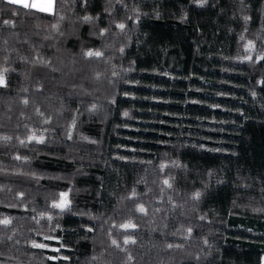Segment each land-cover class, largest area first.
<instances>
[{
    "label": "trees",
    "instance_id": "16d2710c",
    "mask_svg": "<svg viewBox=\"0 0 264 264\" xmlns=\"http://www.w3.org/2000/svg\"><path fill=\"white\" fill-rule=\"evenodd\" d=\"M0 74V264H262L264 0H0Z\"/></svg>",
    "mask_w": 264,
    "mask_h": 264
},
{
    "label": "snow or ice",
    "instance_id": "6c2138e0",
    "mask_svg": "<svg viewBox=\"0 0 264 264\" xmlns=\"http://www.w3.org/2000/svg\"><path fill=\"white\" fill-rule=\"evenodd\" d=\"M8 3H12V4H22L24 8H28V9H38L41 12H46V11H50L52 6H53V0H48V3L44 6L41 5H37L35 3H28L27 0H8ZM198 3L203 4V0H198ZM88 18L85 17V20H87ZM7 23V22H5ZM119 28L123 29L125 26L124 24H120L118 25ZM121 51H123V49H121ZM87 55L91 56V55H95L97 57H99L101 55V53L99 52H95V53H88ZM245 59H251L250 57H246ZM113 75H116V73H113ZM0 86H6V81L4 79L3 74H0ZM124 116H128V112H124L123 113ZM45 123H47V121H45ZM73 126H75V121H73ZM68 138L71 139V132L68 133ZM29 141H35L38 144H44L46 143L45 139L42 136H37V135H32L28 137ZM24 141H21V144H24ZM17 159H19V157H17ZM163 167V166H162ZM164 185L169 186V181L165 180L163 181ZM68 193L67 192H61L60 193V200L58 203H54L52 205L53 208H57L60 209L61 214H63L64 212H69L71 211V203L68 199ZM199 196V194H197V197ZM131 199V197L129 198ZM137 211H139L140 213H144L145 212V208L143 207V205L138 206ZM10 223V221L8 219H4L2 221H0V224H4V225H8ZM121 228L127 230V229H135L136 225L134 223H125L123 225H120ZM89 231H91V229H88ZM135 241H132L130 239H125L124 243L128 244V243H134ZM112 243L115 245L117 242L115 240L112 241ZM33 247H38V248H44L46 247V245L44 244H37L34 243L32 245ZM68 259V257H49V259Z\"/></svg>",
    "mask_w": 264,
    "mask_h": 264
},
{
    "label": "rangeland",
    "instance_id": "374dc122",
    "mask_svg": "<svg viewBox=\"0 0 264 264\" xmlns=\"http://www.w3.org/2000/svg\"><path fill=\"white\" fill-rule=\"evenodd\" d=\"M28 3H38V5L44 6L48 3V0H27ZM53 7V6H52ZM35 9V8H34ZM262 264H264V257L262 258Z\"/></svg>",
    "mask_w": 264,
    "mask_h": 264
},
{
    "label": "crops",
    "instance_id": "0c3cea01",
    "mask_svg": "<svg viewBox=\"0 0 264 264\" xmlns=\"http://www.w3.org/2000/svg\"><path fill=\"white\" fill-rule=\"evenodd\" d=\"M37 5H38V3H36ZM52 9H53V7L51 8V10L50 11H46V12H51L52 11Z\"/></svg>",
    "mask_w": 264,
    "mask_h": 264
}]
</instances>
